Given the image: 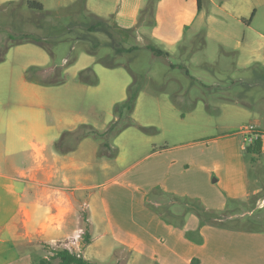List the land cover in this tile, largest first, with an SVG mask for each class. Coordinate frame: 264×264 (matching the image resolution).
<instances>
[{
  "label": "rangeland",
  "instance_id": "374dc122",
  "mask_svg": "<svg viewBox=\"0 0 264 264\" xmlns=\"http://www.w3.org/2000/svg\"><path fill=\"white\" fill-rule=\"evenodd\" d=\"M7 1L10 0H0V6ZM38 1L42 2L44 12H32L27 6L0 7V57L4 54L6 46L27 32L34 34L56 32L57 37L62 35L59 33L61 27L63 28L70 19L78 21L85 19L84 10L78 0ZM160 1L86 0L85 2L87 11L99 17L109 18L112 24L125 31L114 32V37L97 32L96 35L102 42L113 45V48L99 49V55L114 54V60L121 61L128 67L121 65L112 68L99 62L96 55L87 51L90 45L85 41L72 42L59 39L57 42H50L52 53L36 43L27 42L13 45L5 52L4 60L0 62V87H12L14 101H17L19 96L17 88L42 87L41 89L60 96L63 100V110L68 116L63 115L59 119L62 126L82 118V122L104 130L114 120V107L116 103L126 98L127 88L134 81L133 74H135L141 86V93L132 117L138 124L152 127L153 131L146 133L138 125H133L114 138H95L99 156L107 154L112 161L114 154L123 150L127 154L125 161L127 165H132L141 158L143 150L144 153L151 150L155 146L154 143L165 147L189 142V145L172 150V153L182 152L181 155L187 156L189 154L183 151H188L191 152L190 158H201L200 153L204 148L211 147L212 138L215 136L226 132L240 133L241 128L255 117L262 120L264 127V85L262 80L257 78L258 74L264 76V67L258 63L253 65L249 63L255 51L264 57V36L260 35L261 32L264 34V0H212L211 2L204 0L203 28L196 34L187 27L183 32V41L175 51H171L168 56H157L147 45L166 50L170 48L167 40L164 39L168 35L165 25L163 29H158V33L163 35L162 38L153 36V29L159 25L157 15ZM247 5L257 11L251 26L236 17L238 10L246 12ZM171 10L177 12L176 15L180 12L178 6L173 7L171 4L167 11L162 7L161 14L166 16L165 13H170ZM209 16L212 18L208 19ZM247 18H250V15ZM211 19H219L224 23L218 24L213 20L209 25ZM39 21L43 24L42 29L37 26ZM223 27L228 31L224 45L216 39L217 29L225 30ZM128 47H135V50L128 52L125 50ZM118 48L121 50H116ZM75 53L77 60L68 65L67 59ZM33 64H49V67L60 69L64 82L47 86L24 83L25 69ZM173 64L175 66H172ZM88 66L93 67L99 79L96 85L85 84L78 79L79 72ZM53 71L44 68L42 73L35 74L51 78L55 75ZM24 99L31 101L35 96ZM174 99L178 100L177 106L173 103ZM239 103L249 105L253 111ZM180 114L187 116L182 119ZM82 122L76 123V126ZM140 137L150 141L141 142ZM260 139L261 146L257 150L258 153L249 154L247 149L242 150L240 147L238 149V161L243 159L248 161L252 194L248 201L233 207V211L238 212V215L231 216L228 212L221 211L223 222L230 223L227 227L232 228H227L226 223H221L220 226L236 231H243L242 227H246L253 233L259 232L262 235L246 239L234 235L219 237L208 235L206 253L211 250L212 244L221 245L218 243L220 239L230 247L226 248L227 254L223 253L217 259L208 258L203 264H264V249H262L264 248V134ZM87 141L90 145H95L92 137ZM252 156L253 160H251ZM150 161L151 158L143 159L141 163L132 166V171ZM213 165L209 163V168L212 169ZM205 177L202 184L206 185L201 193L208 201V196L212 194L214 188L219 187V182H214L218 178L215 171L208 172ZM154 192H157L156 189L153 190ZM164 199L170 198L165 194ZM231 201H227L225 208L234 205ZM83 207L79 203L81 214L85 211ZM163 210L164 208H160L156 212L161 213ZM210 215L208 212L209 218ZM82 225L85 227V222H82ZM233 226L238 228L233 229ZM88 240L85 229H82L76 242L70 246L75 253L83 256ZM106 240L107 242L102 245L98 244L96 238V244L87 247L85 256L98 263L134 264L129 259V253L119 246L115 247L117 250L113 252L114 254L102 252L113 246L111 237H107ZM203 240L202 238V242ZM246 240L251 245L252 251L243 250ZM66 241H58L55 245L31 242L28 252L21 248V264H61L55 252L66 248ZM199 262L200 259H195L193 264H200ZM159 263L143 257L135 264Z\"/></svg>",
  "mask_w": 264,
  "mask_h": 264
},
{
  "label": "crops",
  "instance_id": "0c3cea01",
  "mask_svg": "<svg viewBox=\"0 0 264 264\" xmlns=\"http://www.w3.org/2000/svg\"><path fill=\"white\" fill-rule=\"evenodd\" d=\"M171 4L178 6L180 12L176 15L177 12L171 10L163 16L162 7L167 11ZM203 4L204 0L159 2V25L153 29V36L162 38L158 29L166 26L168 35L164 39L170 48L163 50L169 54L175 51L187 27L196 34L203 28ZM245 10H238L236 17L251 26L257 11L248 5ZM213 20L224 23L211 19L209 25ZM223 28L225 30L217 29L216 37L222 45L228 37L227 28ZM260 35L264 36L262 32ZM249 61L251 65L258 63L264 67V57L256 51ZM48 65L30 67L54 70ZM24 79V83L42 85L27 80L25 74ZM41 88L19 87L18 99L14 101L12 87H0V264H21V248L28 252L33 241L55 245L67 240L65 244L71 247L84 229L79 203L84 206L89 222L90 241L83 255L86 259V249L96 244V238L98 244L104 245L106 238L111 237L113 246L102 252L114 254L119 246L129 253L134 264L143 257L159 261V264H193L195 259L203 264L208 258L217 259L227 254L226 248L230 247L220 239L221 245L212 244L206 253L208 235H234L243 239L262 235L246 227H242L243 231L227 229L232 227H227L230 223L223 222L220 215L221 211L233 208L229 205L225 208L230 199L246 202L252 194L248 161H238L239 147L245 150L240 133L226 132L213 137L211 147L200 153L201 158H190L188 151H183L189 154L187 156L181 155L182 152L172 153L189 142L165 147L154 143L151 150L145 153L143 150L141 158L127 165V154L123 150L115 153L112 161L107 154L99 156L97 139L93 136L84 138L75 150L64 153L55 148V142L65 130L76 128V123L83 119L62 126L59 119L67 114L63 110V100ZM30 96L35 99H24ZM173 101L177 106L178 100ZM241 105L253 111L249 105ZM180 116L184 119L187 115ZM251 123L264 134L260 118L255 117ZM89 137L95 145L88 143ZM145 158L151 161L132 171V166ZM209 163L214 164L212 169ZM211 171L216 172L218 178L214 182H219V187L213 189L207 201L201 193L206 185L202 182ZM154 189L157 192L153 193ZM165 194L170 199H164ZM198 206L211 214L209 220L202 221ZM160 208L164 210L157 213ZM221 223H226L227 228H222ZM246 241L243 250L252 251Z\"/></svg>",
  "mask_w": 264,
  "mask_h": 264
},
{
  "label": "trees",
  "instance_id": "16d2710c",
  "mask_svg": "<svg viewBox=\"0 0 264 264\" xmlns=\"http://www.w3.org/2000/svg\"><path fill=\"white\" fill-rule=\"evenodd\" d=\"M200 1V0H199ZM79 5H82L83 8V16L85 19L83 20H74L70 19L68 22L65 23L64 27H61L62 35H57L56 32L48 33L46 34H34V33H25L21 35V37L16 40L15 42L9 44L6 46L4 50L5 52L13 45L21 44V43H27V42H33L36 43L45 49H47L50 53H52L51 43L50 42H57L59 39L61 40H71L72 42L77 41H85L88 42L90 45V48L87 50L89 53L94 54L97 56V60L104 65L108 67H118L121 65L127 66L125 63L121 61L114 60V54L110 55V53L105 55H99V49L106 48V47H112L113 45L111 43L102 42L96 35L97 32H102L104 34H107L109 36H113L114 32L123 33L125 32L122 28H119L118 26L112 24L110 22L109 18H103L99 17L94 13H90L85 8V2L86 0H78ZM10 6H16V7H24L27 6L30 11L32 12H44V6L42 2L38 0H10L5 3H3L0 7H10ZM38 28H43V24L41 21L37 23ZM48 33V34H47ZM114 37V36H113ZM147 47L154 53V55L157 56H168L169 53L163 49L157 48L152 45H147ZM121 50V49H116ZM125 50L128 52L135 50V47H128ZM4 54L0 57V62L4 60ZM110 57H113V59H109ZM77 60V54H71L69 59H67V64H73ZM172 66H175L174 64ZM128 67V66H127ZM44 71V67L41 66H31L29 67L26 72L25 76L27 80L40 83L42 85H58L62 84L64 82V78L61 76V70L55 68L51 78L42 77L39 75H36L35 73L39 72L42 73ZM186 73L189 75V71L186 69ZM134 81L128 86L127 88V96L123 101H120L116 103L114 107V114L115 118L108 126L107 130L100 131L99 129L95 128L93 125L88 123H82L78 125L76 128L71 130H65L60 138L55 142V148L61 152H69L73 151L77 148L79 143L88 136H93L95 138H110V137H116L118 134H120L124 129L128 128L129 126L138 125L144 132L151 133L153 131V128L150 126H143L138 124L132 117L136 103L138 100V97L141 93V86L137 80V77L135 74H133ZM258 79L262 80V84L264 85V76H260L258 74ZM78 79L80 82L89 84V85H96L99 82V79L93 69L92 66H88L81 70L78 74ZM259 140V141H258ZM255 144L249 145L246 149V151L251 153H258L257 150L261 146V139H258ZM257 144V145H256ZM115 155V154H114ZM251 160H253V156L251 157ZM232 200V199H230ZM234 202L233 207L240 206V204H243L244 202H238V201H231ZM238 202V203H236ZM235 211V210H234ZM233 208H231V211L225 210L223 212L229 213L234 215ZM197 212L200 215L203 222L206 220H209L208 217V211L204 209L203 207L198 206ZM242 213V212H241ZM221 215V214H220ZM83 222H85V234L88 236V242L90 241V233H89V222H88V216L87 212L84 211L82 214ZM55 256L59 258L61 264H105V263H97L92 262L85 257H83L79 253H75L74 251H70L67 248L59 249L55 252Z\"/></svg>",
  "mask_w": 264,
  "mask_h": 264
},
{
  "label": "built area",
  "instance_id": "2783aa9c",
  "mask_svg": "<svg viewBox=\"0 0 264 264\" xmlns=\"http://www.w3.org/2000/svg\"><path fill=\"white\" fill-rule=\"evenodd\" d=\"M240 134L243 136L242 148L246 149L250 144L260 139L263 133L256 124L251 123L243 126ZM66 248L72 251V248L67 245Z\"/></svg>",
  "mask_w": 264,
  "mask_h": 264
}]
</instances>
